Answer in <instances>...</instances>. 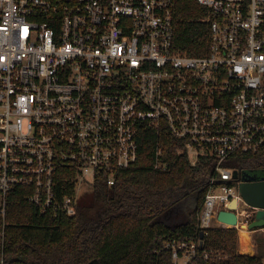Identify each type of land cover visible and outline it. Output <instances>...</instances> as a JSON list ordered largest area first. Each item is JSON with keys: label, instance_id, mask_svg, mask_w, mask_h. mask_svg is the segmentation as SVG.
Segmentation results:
<instances>
[{"label": "built area", "instance_id": "built-area-1", "mask_svg": "<svg viewBox=\"0 0 264 264\" xmlns=\"http://www.w3.org/2000/svg\"><path fill=\"white\" fill-rule=\"evenodd\" d=\"M197 2L210 29L201 56L175 49L177 0H0L3 217L15 190L42 214L75 216L85 188L114 186L142 133L164 130L192 166L214 159L200 233L246 230L250 252L238 251L258 256L259 210L233 174L264 146V0ZM154 168H168L159 141ZM233 201L235 227L218 221ZM201 241L167 242L173 264H212Z\"/></svg>", "mask_w": 264, "mask_h": 264}, {"label": "trees", "instance_id": "trees-1", "mask_svg": "<svg viewBox=\"0 0 264 264\" xmlns=\"http://www.w3.org/2000/svg\"><path fill=\"white\" fill-rule=\"evenodd\" d=\"M207 18L197 0H177V51L189 56L207 52ZM158 141L164 146L165 171L154 168ZM177 147L164 130L144 131L138 160L117 173L114 186L96 181L90 200L79 204L73 217L42 214L15 190L5 217L0 214V264H173L167 242L201 239L199 216L215 167L212 157L192 166L176 154ZM235 166L264 170V146L239 157ZM257 241L258 256L242 255L235 229L214 228L199 251L212 252V264H261L264 236Z\"/></svg>", "mask_w": 264, "mask_h": 264}, {"label": "water", "instance_id": "water-1", "mask_svg": "<svg viewBox=\"0 0 264 264\" xmlns=\"http://www.w3.org/2000/svg\"><path fill=\"white\" fill-rule=\"evenodd\" d=\"M233 178L235 182H240L239 193L247 205L258 209L255 221L249 226V231L264 227V170H248L239 173L234 171ZM237 204L233 201L228 210H222L218 214V221L235 227L238 223L236 214ZM201 240L204 238L200 233ZM202 244V243H201Z\"/></svg>", "mask_w": 264, "mask_h": 264}, {"label": "rangeland", "instance_id": "rangeland-1", "mask_svg": "<svg viewBox=\"0 0 264 264\" xmlns=\"http://www.w3.org/2000/svg\"><path fill=\"white\" fill-rule=\"evenodd\" d=\"M91 190L92 189L89 188V187H87V188H85L83 190L82 197L80 198V200L78 202L79 204L85 203V202H87V201L90 200V197L89 196L91 194ZM245 209H248V208H245ZM222 229H224V228H222ZM227 229H231V228H227ZM241 242H243V244H241ZM249 246H250V234H249V236L245 240H242V234L240 232H238V250H240L242 252L243 251L250 252V247ZM243 253H245V252H243Z\"/></svg>", "mask_w": 264, "mask_h": 264}, {"label": "bare ground", "instance_id": "bare-ground-1", "mask_svg": "<svg viewBox=\"0 0 264 264\" xmlns=\"http://www.w3.org/2000/svg\"><path fill=\"white\" fill-rule=\"evenodd\" d=\"M241 234H242V240H245L249 236V233L246 232L245 230L241 231ZM241 244H243V242H241Z\"/></svg>", "mask_w": 264, "mask_h": 264}]
</instances>
